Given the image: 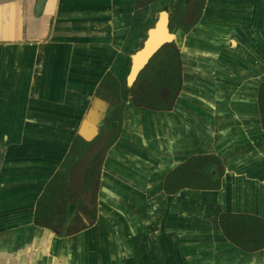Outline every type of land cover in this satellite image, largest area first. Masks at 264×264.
<instances>
[{
  "label": "crops",
  "instance_id": "0c3cea01",
  "mask_svg": "<svg viewBox=\"0 0 264 264\" xmlns=\"http://www.w3.org/2000/svg\"><path fill=\"white\" fill-rule=\"evenodd\" d=\"M162 4L0 0V264H264V250L248 257L219 225L223 212L264 218V0H208L178 34L181 94L167 110L129 102L91 226L59 235L35 222L96 87L109 70L127 74ZM203 153L224 167L235 158L228 189L167 193V173Z\"/></svg>",
  "mask_w": 264,
  "mask_h": 264
},
{
  "label": "flooded vegetation",
  "instance_id": "af4514ba",
  "mask_svg": "<svg viewBox=\"0 0 264 264\" xmlns=\"http://www.w3.org/2000/svg\"><path fill=\"white\" fill-rule=\"evenodd\" d=\"M156 1H161L163 4L157 9L155 13L154 23L152 26H150L147 29L139 47L131 53L130 60L128 63L127 74L124 77H119L111 70L106 72V74L108 72L113 73L120 80L119 89L120 87L123 86V80L125 79L124 81L125 84L128 87H132L131 91L129 92V96L125 99L122 96L113 97L110 95V93L105 91L108 94V97L107 99L103 98V96H101V92H102V88H101L102 80H101L99 85L96 87L94 96L88 106V110L82 121L81 124L82 130H83V125L86 123L83 133L81 134L78 132L75 135V137L77 135H80L84 139V141L89 143V145H86V147L85 146L82 147V149H84L83 152L84 154L87 148L95 140H97L99 137H101L103 134H105L111 128H113V132L111 136L108 137L102 148L92 156V159L87 169L84 171L85 187L76 203H71L70 201V197L74 192V188L72 187L71 195L68 197L69 202L73 205H77L76 210L74 211L72 216L69 213L70 211L67 210L63 213L64 218H61L60 215H57L49 219V223H50L49 227L52 228L59 235H61L62 233H64V235H67L72 231L85 229L91 226L96 221L100 213L98 209L99 207L98 191H99L103 166L106 161V157L109 153V149L117 142L120 135L125 131L124 116L128 108L129 102L131 103L132 106H140L152 110H167V109L157 108V106L171 103L170 108H172L176 100L178 99L179 95L181 94L184 83V74H183L184 59H183V46H180L178 39L182 40L183 37L181 36L178 38V34H183V35L189 34L192 31V29H194V27L202 20L208 0H184V1L153 0L144 4V6L149 5ZM164 11L168 13V17H167L168 30L169 32L174 34V37L170 41H167L164 44H162L151 55V57L148 59L146 64L141 68V70L137 74L133 83L129 85L127 76L129 75V72L133 67L132 56L135 55V53H137L139 49L144 46L145 41L147 40L149 35V29L152 27L154 28L156 26V23L159 21L162 12ZM231 45H234V43L231 42ZM144 70H146L145 74L143 73ZM157 72L158 74H156ZM159 72H163L165 73V75L172 78L175 77V79L169 80V82H164L162 81V79H160L161 81H158L157 78L159 77ZM144 75L145 78H142L144 77ZM262 88H263V84L261 85L258 93L259 105H260V97L263 91ZM99 89H101V91L98 94ZM123 90L121 89V91ZM142 102H144L145 105H142L141 104ZM115 103H119L120 105L118 111L122 109V121L120 128L117 129H115L114 127H110L109 125L111 123L112 117L116 115V108L114 107ZM99 114L101 116H99ZM97 116H99V118H97ZM261 117H262V112H261ZM94 118L96 121L93 122L94 127H92L91 126L92 124L90 123L93 121ZM262 122H263V117H262ZM185 160L181 162H184ZM76 161H74V163ZM69 183H70V176H69ZM61 211L62 210L59 209L58 213Z\"/></svg>",
  "mask_w": 264,
  "mask_h": 264
},
{
  "label": "trees",
  "instance_id": "16d2710c",
  "mask_svg": "<svg viewBox=\"0 0 264 264\" xmlns=\"http://www.w3.org/2000/svg\"><path fill=\"white\" fill-rule=\"evenodd\" d=\"M149 1L153 0H136V7H140ZM145 71H143L144 74ZM142 78H145V75ZM160 79L164 82H169V80H173L175 77L172 78L163 72H159L157 80L161 81ZM124 81L125 79L123 80V86L119 89L120 80L113 73L108 72L101 81V96L107 99L108 94L105 92L107 91L113 97L122 96L124 99L127 98L132 87H128ZM262 84L263 91L260 97V108L264 128V82ZM121 89L124 90L121 91ZM100 91L101 89L98 90V94ZM141 104L145 105L144 102ZM114 105L116 115L112 117L109 125L117 129L121 125L122 109L118 111V108H120L119 103H115ZM170 106L171 103L159 105L157 108L168 109ZM86 145H89V143L84 141L80 135L74 138L71 149L62 162L60 169L46 184L44 191L37 201L34 216L37 224L49 227V219L53 216L60 215L61 218H64L63 213L67 210L70 211L69 213L72 216L76 210L77 205L71 204L68 198L72 192V186L69 183V170L74 161L83 154L84 149L82 147H86ZM224 172L223 160L218 154H194L168 173L165 177L164 188L169 194L175 193L184 187L194 189H219ZM59 209L62 211L58 213ZM219 223L225 236L239 248L253 252L264 247V218L261 216L249 213L223 212L220 214ZM62 234L64 235V233Z\"/></svg>",
  "mask_w": 264,
  "mask_h": 264
},
{
  "label": "water",
  "instance_id": "95a60500",
  "mask_svg": "<svg viewBox=\"0 0 264 264\" xmlns=\"http://www.w3.org/2000/svg\"><path fill=\"white\" fill-rule=\"evenodd\" d=\"M167 17H168V13L165 11L162 12L161 18L156 23V26L154 28L152 27L149 29V35H148L147 40L145 41L144 46L142 48H140L139 51L137 53H135V55L132 56L133 67H132L131 71L129 72V75L127 76L129 85L133 83L137 74L139 73L141 68L146 64V62L151 57V55L162 44H164L167 41H170L174 37V34L169 32V30H168ZM256 81H257V84L259 85V83L264 81V76L260 79H256ZM85 125H86V123L83 125V128H85ZM258 127H261V126H258ZM112 132H113V128H111L108 132H106L101 137H99L97 140H95L87 148L85 153L72 165L70 172H69L70 184L74 188V192L72 193V195L70 197L71 203H76L78 198L80 197L81 193L84 190V187H85L84 186V171L87 169V167H88V165L92 159V156L94 154H96L102 148V146L104 145V143L106 142L108 137L111 136ZM79 133L82 134L83 130L81 129V131H79ZM218 154L221 155L219 152H218ZM234 159L232 158L230 160L231 163L225 162L226 169L222 175V183H221V187H220L222 189L223 188L228 189V182H226V180L228 179L227 176L233 175L232 169H238V165H236V162H232V161H235ZM182 189L189 190L190 188L184 187V188H181L180 190H182ZM206 190L207 189H198V191H200L199 193L204 192ZM211 190H218V189H211ZM220 228H221V226H220ZM43 229H45L49 232L50 238H53V239L57 238L56 233L53 232L50 228H43ZM50 238L48 239L49 242H50ZM222 238L224 239L225 242L235 246L238 250H241V251L247 253L248 257H254L255 260L256 259L261 260L259 258V253H260V251L264 250V247L260 250L248 252V251H245V250L239 248L234 243H232L225 236L224 232H222Z\"/></svg>",
  "mask_w": 264,
  "mask_h": 264
},
{
  "label": "rangeland",
  "instance_id": "374dc122",
  "mask_svg": "<svg viewBox=\"0 0 264 264\" xmlns=\"http://www.w3.org/2000/svg\"><path fill=\"white\" fill-rule=\"evenodd\" d=\"M198 258H200V257L198 256ZM203 259H206V258L204 257Z\"/></svg>",
  "mask_w": 264,
  "mask_h": 264
}]
</instances>
